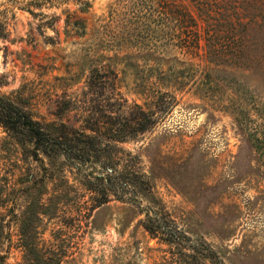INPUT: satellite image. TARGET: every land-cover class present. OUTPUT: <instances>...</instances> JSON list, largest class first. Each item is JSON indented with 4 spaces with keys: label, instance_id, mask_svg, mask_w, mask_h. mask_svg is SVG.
<instances>
[{
    "label": "rangeland",
    "instance_id": "obj_1",
    "mask_svg": "<svg viewBox=\"0 0 264 264\" xmlns=\"http://www.w3.org/2000/svg\"><path fill=\"white\" fill-rule=\"evenodd\" d=\"M48 1L36 8L34 0H0L6 33L0 39V96L40 122L75 128L81 117L74 100L97 65L117 72L128 103H148L150 91L167 93L168 101L175 96V106L150 133L116 149L139 157L161 207L193 241L205 242L219 264H264V165L239 119L247 112L246 128L261 122L249 110L264 105L258 72L246 73L247 84L206 78L205 42L190 24L192 11L155 5V32L149 34L135 29L130 0ZM52 15L57 19L46 26ZM192 33L197 39L189 44ZM145 39L169 47L159 49V61L135 57L133 50L114 62L99 58ZM172 71L184 79L181 92L160 80ZM61 111V118L54 116ZM30 152L0 127V264H175L167 262V247L144 231L134 206L111 201L91 213L81 209L90 201L88 167L53 166L40 154L41 163Z\"/></svg>",
    "mask_w": 264,
    "mask_h": 264
},
{
    "label": "trees",
    "instance_id": "obj_2",
    "mask_svg": "<svg viewBox=\"0 0 264 264\" xmlns=\"http://www.w3.org/2000/svg\"><path fill=\"white\" fill-rule=\"evenodd\" d=\"M34 2L36 8L51 3L48 0ZM159 3L195 14L190 17V24L203 34L206 78L238 79L247 84L244 82L248 78L246 73L252 69L258 72L255 74L258 80L264 81V12H259L264 0H130L133 16L137 19L135 29L143 28L149 34L155 32L152 13ZM56 19L55 15L46 17L44 24L52 26ZM168 19L161 24L165 37L169 35ZM183 20V16L177 19ZM5 36V25L0 22V39ZM188 39L191 44L197 37L192 33ZM145 40L136 41L125 49L118 47L112 58H99L114 62L123 51L133 50L137 53L135 57L159 61L158 51L165 52L169 48L164 43L159 46L152 43V38ZM125 56L130 57V54ZM178 74L172 71L160 80L169 82V86L181 92L184 79H178ZM205 77L204 81L210 86L213 82ZM150 92L148 103H128L118 87L117 72L108 64L97 65L89 71L85 92L74 100L81 117L78 128L64 122H40L7 96H0V127L23 149L31 147V155L41 163L40 154L51 159L53 166L66 163L77 171L83 166L90 169L84 176L90 201L81 209L91 213L111 201L132 205L143 216L144 231L167 247L166 253L170 256L167 262L219 264L218 256L205 242L193 241L161 207L153 195L148 175L140 168L139 157L116 149V144L133 142L150 133L177 103L175 96H170L168 101L167 93ZM249 110L261 119L259 125L246 128L250 121L247 112L240 113L239 119L247 130L251 148L264 165V105H255ZM63 112L54 116L61 118ZM117 152L122 157L117 156ZM3 258L0 256V262Z\"/></svg>",
    "mask_w": 264,
    "mask_h": 264
}]
</instances>
